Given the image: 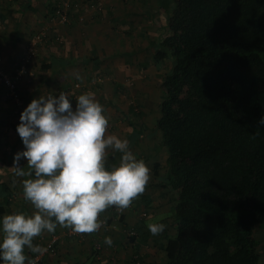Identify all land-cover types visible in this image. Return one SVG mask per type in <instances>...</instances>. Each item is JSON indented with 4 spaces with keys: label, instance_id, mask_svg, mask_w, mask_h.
<instances>
[{
    "label": "trees",
    "instance_id": "trees-1",
    "mask_svg": "<svg viewBox=\"0 0 264 264\" xmlns=\"http://www.w3.org/2000/svg\"><path fill=\"white\" fill-rule=\"evenodd\" d=\"M159 6L169 13L168 33L151 60L158 67L171 60L156 119L168 155L164 181L156 162L152 183L176 200L165 264H261L255 230L264 224V0ZM107 157L111 167L114 155Z\"/></svg>",
    "mask_w": 264,
    "mask_h": 264
},
{
    "label": "clouds",
    "instance_id": "clouds-1",
    "mask_svg": "<svg viewBox=\"0 0 264 264\" xmlns=\"http://www.w3.org/2000/svg\"><path fill=\"white\" fill-rule=\"evenodd\" d=\"M75 100L73 106L63 91L41 94L20 114L17 132L25 147L14 156L15 175L32 177L23 180V192L36 211L0 217V264H25V247L42 255L47 249L33 244V238L55 231L57 224L78 233L97 231L101 212L113 205L123 211L145 191L150 168L126 138L105 135L109 121L94 94ZM259 125H264V116ZM108 149L121 154L118 165L106 167ZM21 158L30 172L19 165ZM147 227L157 235L166 225ZM105 243L111 245V237Z\"/></svg>",
    "mask_w": 264,
    "mask_h": 264
},
{
    "label": "rangeland",
    "instance_id": "rangeland-1",
    "mask_svg": "<svg viewBox=\"0 0 264 264\" xmlns=\"http://www.w3.org/2000/svg\"><path fill=\"white\" fill-rule=\"evenodd\" d=\"M15 1L16 0L13 2ZM95 2L98 3L96 11L99 9L102 11L101 15L97 12L95 14L99 19L98 23L101 27V32L104 31V28L110 32L109 43H106V46H109V50L107 51V48L100 44H93L92 47L85 44L87 49H83V52L87 55H91V58H93L92 60L95 59L93 56L98 58L112 55V57L108 60L100 61L98 67L93 70V74L87 77L86 80L83 75L81 78L76 76V80L67 82L68 84L66 83L67 88L51 85L48 90L42 94L59 95V93L63 91L72 99V102H74L76 101L75 98L80 94L88 92L93 93L95 99L103 106L105 115L108 118L109 122L106 132L110 131L111 133L112 130H115V132L119 130V123L117 122L122 120L123 125L118 134L125 138L128 133L126 128L130 125V122H135V119H137V125H139L144 115V117L147 115L152 117L159 115V104L163 98V91L160 84L165 72L171 66V60L167 59L158 67L156 63L152 62L151 58H153L152 52L154 49H156L157 45L168 33L165 25L169 13L160 8L159 0H111L113 5H111L110 0H94L92 4H96ZM82 3V0H61L59 3L51 6L52 10L50 15H54L55 10L59 7L67 8L69 23L53 21L57 23L53 24L51 20V24L47 25V27H44L40 31H35L31 35L32 38L33 35L39 32H45V37L42 43L39 44L36 53L33 54L32 59L26 63V71L21 79H19V83L26 80L25 76H28L26 81L27 84L34 83L36 75L35 73L31 75V65L33 63L35 64V61L38 59L39 50L45 43L54 40L60 47V45H62V40L60 39L61 28L73 23L79 24L81 21L85 20L83 15L84 12L82 11ZM11 5L14 7L16 6L15 3ZM76 7L78 8L77 11H72V9ZM109 7L113 9L111 12L106 10L107 18H105V9ZM69 12H72L74 15H71ZM79 14L82 15L84 19L81 20ZM103 25L106 27H103ZM28 46L29 43L27 45L26 54L28 52ZM24 59H26V57L18 60L14 68L23 62ZM2 64L1 62V66L5 68ZM34 66L35 65H33V67ZM69 69L72 71L71 73H75L77 69H80V66L74 64L72 67L70 66ZM56 77H58V75H56ZM42 90L43 88H40L39 92ZM39 92L37 94H39ZM9 94L10 96L12 95L10 91ZM19 96L24 100V97L27 95L23 96L19 92ZM29 100L31 102V99ZM142 125L145 127L144 123ZM132 146L133 143H131L130 147ZM144 150V154L137 156V158L143 159L150 168V180L146 192L152 197V204L151 202L149 204L146 200L136 198L132 201L131 205L123 211L113 206L112 209H106L99 214L98 220L100 221V227L97 231L83 233L82 236H69L66 235V231L69 227H65L66 229L64 228L60 232H53V234L60 236V242L74 239L84 242L88 241L90 237L92 238L94 234L103 235L102 239H104L107 235L113 236L116 231L115 229H117V231L121 232L123 237L126 238L124 242H132L131 244L134 245L132 249L133 252L129 254V257H125L126 263L165 264L166 253L164 251V244L166 242V235H175L174 232L176 231L172 216V206L175 204L176 200L174 195L167 189L157 188L152 185L153 167L156 162L159 164L160 178L166 176L167 165L165 162L164 148H162V145H160L157 140L156 144H153V147L148 146L147 149L145 148ZM114 151L115 150H107L106 155V160L109 158L107 156L110 154L114 155L113 160L110 161L111 167L118 165L120 162L121 154ZM16 210L17 208L14 209V211ZM110 212L114 214L112 217L110 216ZM129 212L134 214V216L138 218V221L141 222L140 230H138V227L135 225L127 227L121 222V216H126ZM157 222L165 224L166 227L163 232L153 235L149 231L147 225ZM115 235L117 236V234ZM255 236L259 244L261 264H264V224L257 226ZM133 237L135 238L133 239ZM48 240L49 239H43L39 245L44 246ZM102 242L101 239L96 240L94 242V249L101 250ZM27 256L26 260L32 257L31 255ZM122 260L123 258L121 256L119 259L121 263L119 264H122Z\"/></svg>",
    "mask_w": 264,
    "mask_h": 264
},
{
    "label": "crops",
    "instance_id": "crops-1",
    "mask_svg": "<svg viewBox=\"0 0 264 264\" xmlns=\"http://www.w3.org/2000/svg\"><path fill=\"white\" fill-rule=\"evenodd\" d=\"M13 1L0 0V36H2L0 37V56L2 57V65H4L5 69L8 71L14 70L15 63L25 57L31 35L35 31H40L44 27H47V25L51 24V6L59 3L61 0ZM82 1L83 10H81L84 12V14H82L85 17V20L81 21L79 24H74L72 22L73 24L61 28L60 39L62 40V45H60V47L54 40H51L53 42L49 41L45 43L39 50L38 59L35 61V64L33 63L31 65L30 73L31 75L34 73L36 75L34 83H26L28 76H25L26 80L19 83L18 91L21 95L28 96V98L27 96L24 97L25 99L27 98V101L24 99L25 101L23 100L22 106L14 100L12 95L10 96L8 87L0 80V217L16 211L24 212L29 215L36 211L31 201L24 198L23 192V180L32 177L28 175L23 177L16 176V165L14 162L15 154L18 151H22L25 147L17 132V125L20 123L21 112L28 103H30L29 99L32 100L33 98L38 97L37 95L46 92L51 85L67 88V82H72L76 80L77 77L81 78L82 75L86 80L87 77L93 74V70L98 67L100 61L108 60L112 57V55L98 58L93 56L95 59L92 60L93 58H91V55H87L83 52V49H87L85 44L91 47L93 44H100L105 46L108 51L109 46H106V43H109L110 32L106 28L101 32V27L98 23L99 19L95 15L96 12L100 13V15L102 12L101 9H99V5V10L96 11L98 3L95 2L96 4H92L94 0ZM14 3L16 4L15 7L11 5ZM110 3L113 5L111 0ZM77 7L73 8L72 11H77ZM112 9L113 8L111 7L105 9V18H107L106 10L111 12ZM69 13L74 15L72 12ZM52 23L57 24L53 21ZM103 27L106 26L103 25ZM74 64H78L80 69H77L75 73H71L72 71H70L69 67H72ZM33 65L35 66L33 67ZM56 75H58V77H56ZM40 88H43L41 92H39ZM38 92L39 94H37ZM72 103L73 106H75L76 101ZM144 116L143 120H140L141 122L139 125H137V119H135V122H130V125L126 128L128 133L125 138L129 141V144L132 140L133 146L131 147V150L136 157L144 154V149H147L148 146L153 147V144H156L157 140L161 145V134L156 132V119L159 115L153 117L148 115L146 117ZM117 123H119L118 126L121 129L123 121L120 120ZM143 123L145 124V127L142 125ZM119 130L116 132L115 130H112L111 133L108 131L105 135L115 134L123 138L122 135L118 134L120 133ZM162 148L164 147L162 146ZM108 150L113 151V149ZM164 151L165 162L167 165L168 154L165 148ZM19 165L26 173L31 171L27 165V160L24 158L20 159ZM165 177L161 179L164 181ZM148 185L149 182L146 185L144 194L148 197L146 202L150 204L153 199L150 194L146 192ZM152 185L155 186L153 183ZM155 187L160 188L158 186ZM113 206H110L107 209H112ZM15 207L17 208L16 211H14V209H16ZM113 215V212H110V216L112 217ZM121 219V222L127 227L135 225L138 227V230H140L141 222L138 221V218L135 217L134 214L129 212L126 216L122 215ZM64 228L65 227H61L57 224L55 231L60 232ZM115 230L114 233L117 234V236L115 234L113 236L107 235L112 239L111 245L106 244L105 238L102 239L103 235L98 234H94L92 238L90 237L88 241L84 242L79 241L78 239L67 240L66 242L62 241L58 245V251L56 254H43L44 256L42 255L38 263L119 264L121 263L119 259L122 256V264H128L126 263L125 257H129V254L133 252L132 249L134 245L131 244L132 242H124V239L126 240V238L123 237L122 233L118 232L117 229ZM53 232H48L46 230L43 231L40 235L33 238V244H40L43 239H49ZM174 233H176V231ZM97 238L103 241L101 250L94 249V242L98 240ZM32 253L34 252L25 247L26 257Z\"/></svg>",
    "mask_w": 264,
    "mask_h": 264
},
{
    "label": "built area",
    "instance_id": "built-area-1",
    "mask_svg": "<svg viewBox=\"0 0 264 264\" xmlns=\"http://www.w3.org/2000/svg\"><path fill=\"white\" fill-rule=\"evenodd\" d=\"M79 18L82 20L84 19L82 15L79 14ZM52 21H58L61 23H69V16L67 13V8L59 7L55 10L54 15L51 16ZM45 37V32H39L30 39L29 46H28V52L25 55L26 59H24L23 62H21L18 66L12 70L13 72L6 71L5 68L1 66V59H0V80L3 84H5L9 91L11 92L12 96L15 98L16 102L19 105H23V100L19 96L18 92V83L19 79H21L22 75L26 71V63L29 62L30 59H32L33 54L36 53V50L38 49L39 44L42 43V40ZM28 65V64H27ZM66 235L69 236H82L83 233L73 232L71 228L69 227L66 231ZM60 242V236L56 234H52L49 240L46 242V244L43 246L47 249L46 253L55 254L58 250V245ZM42 254V255H43ZM39 253L32 256L31 258L27 259L25 261V264H37L40 260V257L42 256Z\"/></svg>",
    "mask_w": 264,
    "mask_h": 264
}]
</instances>
